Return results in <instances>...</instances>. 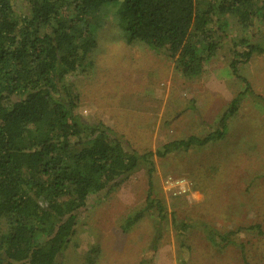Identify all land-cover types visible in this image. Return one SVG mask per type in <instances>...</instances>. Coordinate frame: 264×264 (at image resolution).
<instances>
[{
	"label": "trees",
	"instance_id": "obj_1",
	"mask_svg": "<svg viewBox=\"0 0 264 264\" xmlns=\"http://www.w3.org/2000/svg\"><path fill=\"white\" fill-rule=\"evenodd\" d=\"M106 15L126 42L140 41L166 54L187 77L201 75L206 62L225 48L232 20L240 25L246 34L229 38V67L245 88L215 130L140 154L109 125L79 111L80 94L69 79L92 72ZM263 23L264 0H0V264H66L79 216L96 197L117 188L142 164L151 173L154 156L224 138L243 97L261 98L239 68L264 54V39H255ZM150 192L147 205L130 214L122 229L128 231L155 208L157 236L150 247L156 250L168 216ZM178 223V235L185 236L189 224ZM260 227L238 224L235 232L261 234ZM230 234L209 237L214 242ZM181 244L187 246L182 237ZM98 252L92 247L88 261ZM139 264L149 263L143 258Z\"/></svg>",
	"mask_w": 264,
	"mask_h": 264
},
{
	"label": "rangeland",
	"instance_id": "obj_2",
	"mask_svg": "<svg viewBox=\"0 0 264 264\" xmlns=\"http://www.w3.org/2000/svg\"><path fill=\"white\" fill-rule=\"evenodd\" d=\"M105 18L91 56L92 72L69 79L80 94L79 111L109 125L140 154L215 130V122L245 88L229 67V38L246 34L240 25L232 20L225 48L206 62L201 75L187 77L166 54L140 41L126 42L112 15ZM255 39L262 42L264 29ZM239 72L261 98L243 97L224 138L154 156L151 173L142 164L117 188L96 197L79 216L66 264H139L143 258L149 264H264V54L254 55ZM169 178L181 181L176 194ZM150 190L168 216L156 250L150 247L157 236L155 208L128 231L122 229L130 214L147 205ZM183 220L189 224L186 237L177 233ZM238 224H259L262 233L235 232ZM229 231L228 240H210L209 234ZM94 246L99 252L89 262Z\"/></svg>",
	"mask_w": 264,
	"mask_h": 264
},
{
	"label": "built area",
	"instance_id": "obj_3",
	"mask_svg": "<svg viewBox=\"0 0 264 264\" xmlns=\"http://www.w3.org/2000/svg\"><path fill=\"white\" fill-rule=\"evenodd\" d=\"M167 184H168V186H170L171 188H169V189H173V192L175 193V191H174V188L175 189H180L181 190V188L179 187V185L178 184H181V181L180 180H172V179H168L167 180ZM184 188L182 189V191H186V189L188 190V187L184 184ZM177 192H180V191H177ZM176 194V193H175Z\"/></svg>",
	"mask_w": 264,
	"mask_h": 264
},
{
	"label": "bare ground",
	"instance_id": "obj_4",
	"mask_svg": "<svg viewBox=\"0 0 264 264\" xmlns=\"http://www.w3.org/2000/svg\"><path fill=\"white\" fill-rule=\"evenodd\" d=\"M169 175V174H168ZM174 176V175H173ZM187 181V180H186ZM173 196V195H172ZM181 197V196H180Z\"/></svg>",
	"mask_w": 264,
	"mask_h": 264
}]
</instances>
